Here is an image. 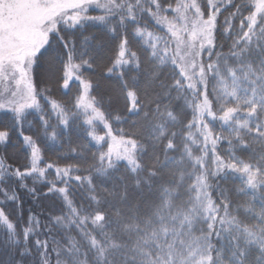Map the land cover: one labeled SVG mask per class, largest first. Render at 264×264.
Here are the masks:
<instances>
[{
	"label": "snow or ice",
	"instance_id": "6c2138e0",
	"mask_svg": "<svg viewBox=\"0 0 264 264\" xmlns=\"http://www.w3.org/2000/svg\"><path fill=\"white\" fill-rule=\"evenodd\" d=\"M0 264H264V0H0Z\"/></svg>",
	"mask_w": 264,
	"mask_h": 264
},
{
	"label": "trees",
	"instance_id": "16d2710c",
	"mask_svg": "<svg viewBox=\"0 0 264 264\" xmlns=\"http://www.w3.org/2000/svg\"><path fill=\"white\" fill-rule=\"evenodd\" d=\"M75 92V88H73V93ZM29 119L31 120L32 117H29ZM35 122V121H34ZM123 127H127L126 125H122ZM79 136L81 137V142H87L88 141V137L84 136L83 133H79ZM76 137L74 136V139ZM94 150V147H93ZM58 151H62L60 149H58L57 151H51L49 149H45V159L48 161H54L56 160L57 157V152ZM8 157H9V162L13 163V164H21L23 163V155L22 153L19 152H14L12 149L8 150L7 153Z\"/></svg>",
	"mask_w": 264,
	"mask_h": 264
}]
</instances>
